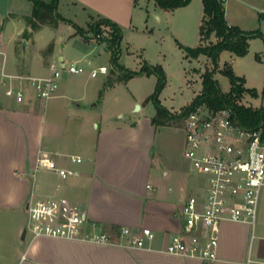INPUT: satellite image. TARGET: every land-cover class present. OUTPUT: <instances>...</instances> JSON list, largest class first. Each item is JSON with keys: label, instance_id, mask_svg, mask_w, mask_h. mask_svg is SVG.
<instances>
[{"label": "crops", "instance_id": "obj_1", "mask_svg": "<svg viewBox=\"0 0 264 264\" xmlns=\"http://www.w3.org/2000/svg\"><path fill=\"white\" fill-rule=\"evenodd\" d=\"M57 9L61 16L85 29L77 19L85 18L89 25L100 17L109 18L122 28L123 38L127 31L145 24L162 26L167 36L186 46H197L201 41L202 0H190L174 9L161 7L155 0H58ZM33 10L32 0H0V70L9 77L18 74L46 77L51 74V63L63 59L66 63L84 65L85 71L64 73L55 95L47 100L36 97L29 86L22 102L0 93V248L3 252L0 261L204 264L198 258L162 251L169 234L182 229L184 201L201 183L187 158L182 165L172 159L175 152L169 142L174 139L176 129L183 131L185 151V125L153 122L156 108L149 111L151 100L143 99L138 91L128 94L132 104L126 113H115L112 94L132 77L119 80L112 70L91 75V70L100 65L111 68L97 60L99 47L103 45L111 61L107 44L85 39L72 23L55 21L46 11L35 17ZM225 17L231 25L244 30L260 29L264 34V0H225ZM66 23L71 25L66 37L54 33ZM215 39L213 35L211 40ZM262 39V36L251 38L247 54L238 55L240 61L247 62L243 66L240 63V69L236 67L234 52L225 49L219 56L220 62L223 53L230 51L234 72L245 78L247 88L257 91L256 95L249 93L255 100V103L249 101V105L254 107H264V44L257 43ZM132 52L128 47L126 59L120 63L138 70L143 56L139 54L142 58L132 67L129 62ZM222 68L219 63V69ZM9 77L7 80H12ZM13 83L19 82L14 79ZM202 88L203 83L185 104ZM135 104H140V111L135 109ZM162 104L169 110L179 108L174 103ZM43 154L75 173L62 178L55 170L38 167ZM73 156H80L82 161L73 160ZM31 196L78 204L89 220L110 231L122 226L134 230L151 228L156 233L152 249L51 236L28 239L27 232L23 238ZM218 253L217 264H264V219L255 225L224 222Z\"/></svg>", "mask_w": 264, "mask_h": 264}, {"label": "built area", "instance_id": "obj_2", "mask_svg": "<svg viewBox=\"0 0 264 264\" xmlns=\"http://www.w3.org/2000/svg\"><path fill=\"white\" fill-rule=\"evenodd\" d=\"M1 24L0 19V27ZM101 36L97 34L94 38ZM50 68L51 74L46 77L24 74L9 77L0 70V93L22 102L29 86L36 97L47 100L55 95L64 73L85 71L84 65L66 63L63 59L52 62ZM107 72L109 67L100 65L91 70V75ZM8 77L12 80H7ZM14 79L19 83H13ZM184 122V156L201 183L184 201L182 229L169 234L162 251L198 258L204 264H217L222 224L226 221L256 224L264 187L262 130L245 128L227 109L215 110L205 104L190 110ZM72 159L82 161L80 156ZM38 167L55 170L62 178L75 173L58 166L47 154L39 158ZM26 230H30L34 237L51 236L128 248L152 249L151 243L156 238L154 230L148 227L134 230L122 226L110 231L89 220L86 211L78 204L60 198L45 200L33 196L28 202ZM0 264L9 263L0 261Z\"/></svg>", "mask_w": 264, "mask_h": 264}, {"label": "trees", "instance_id": "obj_3", "mask_svg": "<svg viewBox=\"0 0 264 264\" xmlns=\"http://www.w3.org/2000/svg\"><path fill=\"white\" fill-rule=\"evenodd\" d=\"M32 1L34 3L33 16L40 17L41 12L43 11L44 13L46 11L49 17L55 21L62 19L72 23L77 33L81 34L85 39H90L97 34H101L102 26H108L107 36H103L100 40L107 42V49L111 53V69L118 74L119 80L144 75L148 72L156 73L158 80L155 91L147 98L155 104L156 114L153 117V122L156 124H166L175 119L184 118L190 110L205 104L215 110L227 109L245 128L261 129L264 139V107H254L240 103V98L243 97L246 91L252 95H256L257 91L245 86V78L237 75L229 62H226L225 67L220 70L229 77L231 83L230 89L226 92L223 91L219 80L215 77V72L219 69L221 51L228 49L237 55H246L249 50V40L258 36L264 37L260 29L244 30L239 26L229 24L225 17V0H202L203 16L199 30L200 43L197 46H186L179 43L188 57L197 58L202 54L206 55L212 60L214 66L213 68H206L201 73L202 90L177 114L170 112L159 98L161 90L166 83V75L161 65L150 64L144 61L138 70H131L125 68L120 63V42L123 38V30L116 22L106 17H100L89 24V29H85L59 14L57 9L58 0L50 2L43 0ZM155 1L161 7L174 9L186 5L190 0ZM89 33H92L93 36ZM213 35L217 38L215 41L211 40ZM257 57L260 58V55H257Z\"/></svg>", "mask_w": 264, "mask_h": 264}, {"label": "rangeland", "instance_id": "obj_4", "mask_svg": "<svg viewBox=\"0 0 264 264\" xmlns=\"http://www.w3.org/2000/svg\"><path fill=\"white\" fill-rule=\"evenodd\" d=\"M60 11H62V13L65 12L64 9H60ZM77 20L80 24L86 26V29H89V25L85 23V18H79ZM70 26L71 25H69L68 23L63 24L58 28V30L56 29L54 33L56 32V34L66 37L70 32ZM108 28V26L103 25L102 36L98 39H92L96 40L97 42L100 41L99 43L104 42L105 44H107L105 40H100V38H102L103 36H107ZM257 43L264 44V41L262 39L257 41ZM128 47L133 50L131 56L129 57V62L132 63V67H135L137 65L136 62L140 60L139 57L141 56H143V63L145 59H147L148 61L146 60V62H153L155 63V65H161L163 67L166 75V83L161 90L159 98L161 102L167 105H171L172 103H174L176 107H179L178 110H169L174 114H177L186 105L185 103L189 99V97H191L194 92L198 91L201 88V72H203L206 68H213L214 66L212 60L206 55L202 54L197 58L188 57L185 50L180 47L179 42L175 38H170L169 36H167L165 34L164 28L158 25L146 26L145 24H140L138 28L127 31L124 38H122L120 42V52L122 53V56L119 59L120 62H124L123 60L126 59ZM99 50L101 53H97L98 63L104 62L108 65H112L109 59L110 54L105 50V47L101 45L99 47ZM229 54L230 51H225L222 57H220L221 59L219 63L221 67H225L226 60H228L229 64L232 66L233 59L229 58ZM254 55L255 54H253L252 56ZM234 57L236 59V61L234 60L236 67L238 69H240V63L241 66H243L244 64L246 65L247 62L245 63L244 61H240V57H238V55L234 54ZM111 70L112 69L109 67V73H111ZM215 77L219 80L220 86L223 91L226 92L230 89V79L220 69H217V71L215 72ZM157 80L158 77L156 73L148 72L143 77L134 76L130 80H127V82H123L118 86V89L115 91V93L112 94L111 104L114 108V112L120 114L121 112L126 113L128 111L127 109H129L132 104L131 101L127 99L130 91H138V93L142 95L143 99H147L155 91ZM249 101L255 103V100L251 99L249 92L246 91L243 94V97L240 98V103L249 105ZM136 106L137 104H135V109ZM154 108H156L155 104L152 101H149V111H153ZM137 111H140V109H137ZM173 125H176L178 127L185 125L184 118L173 120ZM173 138L174 139L169 142L171 148L174 149L175 152L172 159H174L177 164L182 165L186 161V157L183 154L184 150L182 129H176ZM263 208L264 188L262 189L261 193L260 207L256 223H260L261 220L264 219ZM27 224L28 217L25 227H27ZM31 236H33V234L30 230H28V239L31 238ZM25 243L26 242H23L22 244L24 245ZM0 252L3 253L2 248H0Z\"/></svg>", "mask_w": 264, "mask_h": 264}, {"label": "water", "instance_id": "obj_5", "mask_svg": "<svg viewBox=\"0 0 264 264\" xmlns=\"http://www.w3.org/2000/svg\"><path fill=\"white\" fill-rule=\"evenodd\" d=\"M139 108H140V104H137L136 109H139ZM26 232H27V230H26V228H24L23 233H22L23 238L25 237Z\"/></svg>", "mask_w": 264, "mask_h": 264}]
</instances>
